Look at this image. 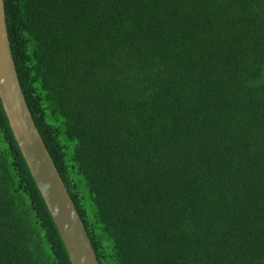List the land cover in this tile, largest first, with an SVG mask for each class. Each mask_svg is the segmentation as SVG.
Masks as SVG:
<instances>
[{
	"label": "trees",
	"instance_id": "1",
	"mask_svg": "<svg viewBox=\"0 0 264 264\" xmlns=\"http://www.w3.org/2000/svg\"><path fill=\"white\" fill-rule=\"evenodd\" d=\"M24 99L99 264H264V0H4ZM0 264H71L0 101Z\"/></svg>",
	"mask_w": 264,
	"mask_h": 264
},
{
	"label": "water",
	"instance_id": "2",
	"mask_svg": "<svg viewBox=\"0 0 264 264\" xmlns=\"http://www.w3.org/2000/svg\"><path fill=\"white\" fill-rule=\"evenodd\" d=\"M0 101L10 130L71 264H99L85 228L34 124L22 93L0 0Z\"/></svg>",
	"mask_w": 264,
	"mask_h": 264
}]
</instances>
